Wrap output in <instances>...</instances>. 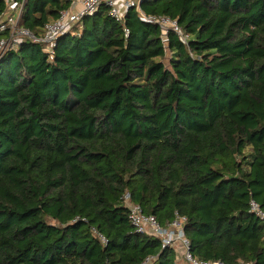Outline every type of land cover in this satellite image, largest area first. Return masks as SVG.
Here are the masks:
<instances>
[{"label": "trees", "instance_id": "obj_1", "mask_svg": "<svg viewBox=\"0 0 264 264\" xmlns=\"http://www.w3.org/2000/svg\"><path fill=\"white\" fill-rule=\"evenodd\" d=\"M18 1L37 36L71 5ZM140 11L176 20L189 44L104 4L53 52L25 40L0 60V264H180L136 230L126 194L163 227L185 217L193 257L264 264L249 211L264 210V0Z\"/></svg>", "mask_w": 264, "mask_h": 264}, {"label": "built area", "instance_id": "obj_2", "mask_svg": "<svg viewBox=\"0 0 264 264\" xmlns=\"http://www.w3.org/2000/svg\"><path fill=\"white\" fill-rule=\"evenodd\" d=\"M142 0H71L68 10L61 13L59 19L47 23L44 27L42 35L37 36L31 30L22 27L19 24L21 17L23 2L18 0H5L8 7L7 10L0 15V33H7L0 39V60L3 55L13 49H17L20 43L25 40L32 42L45 43V51L53 52L61 36L69 33L74 25L81 22L86 16L95 15L99 9L105 4L110 9L111 16L118 22L124 23L126 14L130 8L136 6L141 18L146 22L157 25L161 30V39L166 44L170 32H175L179 36L183 44L188 45L190 41L189 34L184 33L176 20L168 16L146 15L140 11V3ZM129 30L125 29V35L128 36ZM124 201L130 209L129 218L139 233H146L159 237L162 241V248H174L180 253L181 259L188 264H226L222 261H206L200 260L192 256L190 252V243L185 237L184 223L185 217L176 215V218L167 226L163 227L159 224L154 216L146 215L141 206L130 202V195L124 196ZM249 211L264 223V210L254 199L250 200ZM106 243V239L101 236ZM182 250V251H181ZM152 257H148L141 264H151ZM238 264H254L253 262L240 261Z\"/></svg>", "mask_w": 264, "mask_h": 264}, {"label": "rangeland", "instance_id": "obj_3", "mask_svg": "<svg viewBox=\"0 0 264 264\" xmlns=\"http://www.w3.org/2000/svg\"><path fill=\"white\" fill-rule=\"evenodd\" d=\"M182 251V250H181ZM177 260H178V262H180V264H188V262H186L185 260H182L181 259V255H180V253H178V255H177Z\"/></svg>", "mask_w": 264, "mask_h": 264}]
</instances>
